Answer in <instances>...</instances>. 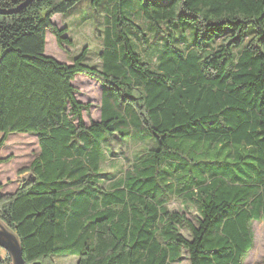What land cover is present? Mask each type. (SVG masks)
<instances>
[{"label":"trees","instance_id":"16d2710c","mask_svg":"<svg viewBox=\"0 0 264 264\" xmlns=\"http://www.w3.org/2000/svg\"><path fill=\"white\" fill-rule=\"evenodd\" d=\"M81 1L0 12V167L10 134H34L40 147L29 176L0 192L26 264L70 254L77 264H178L183 248L191 264H244L252 223L264 220V0H136L128 15L126 0H90L105 10L101 67L85 62L88 49L71 63L46 54L48 29L71 40L52 17ZM78 73L102 86L90 124ZM116 137L148 142L113 178L104 164ZM179 197L196 222L169 209Z\"/></svg>","mask_w":264,"mask_h":264},{"label":"rangeland","instance_id":"374dc122","mask_svg":"<svg viewBox=\"0 0 264 264\" xmlns=\"http://www.w3.org/2000/svg\"><path fill=\"white\" fill-rule=\"evenodd\" d=\"M124 8L126 14L130 13L131 8L134 10L139 8L138 2L136 0H126ZM52 20L56 27L66 29L63 36L69 37L71 40L61 44L55 31L48 29L46 54L54 56L59 61L71 63L75 56L84 49H88L85 62L98 67L102 66L103 58L101 53L104 50V30L106 27L103 7L97 10L96 7L91 5L90 0H82L70 12L55 14ZM137 20L138 23L148 25V22L142 16L138 17ZM126 30L131 35V30ZM150 36L152 39L155 38L152 33ZM192 37L194 38V34ZM159 47L161 46H153L150 54L151 59H155ZM73 83L78 89V99L85 103H91L88 111L84 110L83 112L85 124H90L92 120L99 119L102 100L101 83L83 73H78ZM126 140L116 137L106 147L108 157L104 164V169L108 173H114L113 178L120 177L126 167L128 168L131 165L132 168V163L136 159L135 155L137 153L141 154L147 144L146 141L148 142V140L131 141L129 138ZM39 151L38 139L34 134L14 133L9 135L1 150V154L8 159L0 167L1 193L14 191L19 183L29 176L28 168ZM169 209L184 212L187 218L196 222L198 211L193 206L186 205L180 197L174 198L169 203ZM252 228L254 231V245L244 260V264H264V220L253 221ZM183 233L187 238H192L190 231L186 227L183 228ZM7 254L8 252L0 246V257L5 259ZM77 260V255L70 254L54 255L51 259L44 262L46 264H77ZM177 263L191 264L189 253L186 249L183 248L181 259Z\"/></svg>","mask_w":264,"mask_h":264},{"label":"water","instance_id":"95a60500","mask_svg":"<svg viewBox=\"0 0 264 264\" xmlns=\"http://www.w3.org/2000/svg\"><path fill=\"white\" fill-rule=\"evenodd\" d=\"M33 0H25L21 5L12 10H4L0 8V12H14L20 10L22 7L27 6ZM0 246L3 247L11 257L12 264H26L24 258L23 245L19 236L15 231L8 226L0 217Z\"/></svg>","mask_w":264,"mask_h":264}]
</instances>
